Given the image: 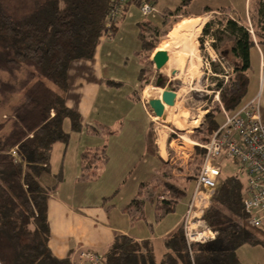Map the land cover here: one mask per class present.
I'll list each match as a JSON object with an SVG mask.
<instances>
[{"label":"trees","instance_id":"obj_1","mask_svg":"<svg viewBox=\"0 0 264 264\" xmlns=\"http://www.w3.org/2000/svg\"><path fill=\"white\" fill-rule=\"evenodd\" d=\"M112 1H36L28 13L14 18L0 0V264H70V256L58 259L49 247L47 203L59 183V175L52 187L45 186L41 178L50 175L56 143H66L72 133L82 129L88 135H103L100 127L83 128L80 115L66 106L65 96L71 63L91 60L100 40L108 34L105 22ZM150 1L154 6V1ZM191 2L179 0L175 10L163 9L159 26L145 19L137 24L143 32L137 56L150 70L160 28L181 20L180 24L190 17L186 8ZM130 6L123 8V16ZM209 11L205 7L203 14ZM217 12L229 14L231 8L220 7ZM248 13L253 20L257 19L253 33L247 23L233 17H226L224 28L214 33L212 46L221 59L230 63L233 74L227 82L216 77L219 105L208 110L201 126L191 134L196 143L205 144L222 123L219 106L233 112L247 96L250 50L255 46L254 40L264 46V0H252ZM171 26L164 27L159 34L160 50L174 42ZM207 29L206 25L204 31ZM211 67L215 76L222 74L218 64L213 62ZM166 81L159 75L155 84L162 86ZM203 158L204 150L194 147L188 182L196 180ZM107 159L105 146L86 148L80 154V179L98 175ZM238 166V173L222 177L221 165L220 186L205 212L209 227L218 232L213 241L193 244L189 250L180 224L162 240L164 252L157 259L149 241L116 235L103 251V264H241L238 249L244 245L264 246V229L248 224L249 216L243 208L246 181L241 180L243 170ZM157 172L150 181L139 184L126 209L132 223L144 219L146 200L154 198V217L158 222L186 194L187 185L173 183L167 168Z\"/></svg>","mask_w":264,"mask_h":264},{"label":"crops","instance_id":"obj_2","mask_svg":"<svg viewBox=\"0 0 264 264\" xmlns=\"http://www.w3.org/2000/svg\"><path fill=\"white\" fill-rule=\"evenodd\" d=\"M152 1L155 3L154 8L156 9L158 16L156 19L150 21L159 26V15L161 10L160 8H157L158 0ZM212 1L216 2H212L207 6L210 10V14L243 18L244 15L248 16L252 0H238V2L243 1L242 4H239L238 8L229 5L221 6V4H218V1L221 0ZM220 7H230L231 12L229 14L219 13L217 12V9ZM131 13H133V16L128 17ZM193 17L195 18H185V21L186 19H199L196 15H193ZM142 19L138 7L131 5L126 9L124 16H122L117 23L115 30L112 32V36L102 38L94 57L91 59L92 61L80 60L82 61L79 63L80 65H78L77 61H74L76 62L74 63L75 65H72L74 68L72 67V71L69 68L68 71L69 89L65 96V102L69 109L80 115L83 128L85 125H92L94 127H100L103 131L102 136H96L86 134L85 129H83L84 132L79 133V135L86 134L88 136V143H86L87 145L84 147H79L78 151H84L86 148H96L107 145L105 137L109 136L107 140H113L118 148L119 146H123L120 150L125 152L127 150H125L124 146L133 145V141H130L128 135H134L135 138L139 139L137 145H142L141 143L143 141L142 147L138 148L139 152H135L139 157L138 162H140L144 156L152 158L149 160L150 164L148 166H145L143 169L138 168L139 172H141L138 177L144 178L142 182H148L152 177L158 174L157 171L159 170V167L157 166V160L159 159L153 154L152 143L147 139L148 129L154 127L151 123L153 120L154 124L156 122L154 118L153 120L151 119V116L148 113H152L146 104L147 101H149L145 96V89L148 86H145L142 96L140 92L144 69L147 67L145 62L137 56V52L141 47L143 34L137 24L140 23ZM175 25L176 24L171 26V30L174 29L173 27H175ZM166 38V44H168V35ZM254 43L255 46L250 50L249 55L251 67L249 78L251 80L253 66L257 64V86L259 90L257 89L258 95L256 94V98H248V96H246L244 103L254 100L259 105L261 117L264 121V46L258 45L255 40ZM161 47L162 46L156 48V50ZM117 49H119V51H115ZM112 50H114L115 53H112ZM154 53L151 55L150 60ZM106 64H109V68ZM116 65L123 66V69L120 70L124 71L120 72L119 77L112 76L111 74L112 70L110 67H116ZM128 66L131 67L130 71L133 72L132 76L135 77L134 81L129 80L131 76L126 73ZM134 67H137L138 70H134ZM152 71H154V67ZM262 73L263 76H261ZM155 74L158 75L157 72ZM260 80H262V86ZM135 103L137 106L140 105V108L146 112V117L149 121V126L144 129H139V131L138 128H135V124L138 121L131 116V111L133 110ZM131 104H133V106ZM65 128L68 129V124L65 125ZM163 144L164 138L161 142V145ZM106 155L107 157L109 156L107 153ZM65 157L66 151H63L57 170L58 172H61L64 169ZM107 160H109V157ZM106 163L109 162L107 161ZM135 166L136 164L131 167H134L133 169H135ZM138 167H140V165ZM52 169L51 164L50 174ZM122 169L126 171L129 168L128 166L126 167L123 165ZM80 173V159L77 158L75 159L74 171L72 172L74 177L73 183L77 184L76 177L80 175ZM56 175L58 176L59 174H55L54 177ZM130 175V172L127 171L126 177H129ZM41 181L47 187H52L55 183L53 175H45L41 178ZM137 184L132 188L130 193H133L128 197L126 203L121 207L113 209H111L112 206L84 205L82 197H79L78 199L74 197L73 199L72 196H61V191L56 186L55 190L51 192L47 203V218L50 228L49 247L52 254L58 259L70 256L71 261L76 258V251L80 249L96 250L103 253V251L112 243L116 235H124L133 238L138 242L149 241L153 246L155 257L160 259L164 252L162 248V240L182 223L183 213L179 216L178 220H175L170 226L162 228L163 218L160 221L155 222V203L153 200L154 198H152L149 202L146 200L143 205L144 219L135 222V227L130 226V223H133L126 209L135 197V193L138 191ZM149 230L153 232L150 235L147 234Z\"/></svg>","mask_w":264,"mask_h":264},{"label":"rangeland","instance_id":"obj_3","mask_svg":"<svg viewBox=\"0 0 264 264\" xmlns=\"http://www.w3.org/2000/svg\"><path fill=\"white\" fill-rule=\"evenodd\" d=\"M36 1L42 0H3L7 11L14 18H18L25 13H28L33 8ZM212 2L215 3L216 1L192 0L191 4L186 8V13L190 16L188 18H195L193 17V15H196L199 18L186 19V21L194 20V22L196 23L194 41L196 42L195 49L197 52V64L196 61L193 60L194 63H189V65L184 67V69H181V71L176 70V68L174 67L173 70L167 72L166 70L158 72L155 69L154 71H152L145 67L144 76L141 81V96L143 95L145 86H148V89L145 90L146 97L155 96L157 93L162 91L160 90L161 88L158 89L155 86V80H157L159 75L165 77L167 79L165 84H167L169 88L176 92L174 107H165L164 115L166 118V122L164 124L155 122L154 127L149 128L150 130L148 129L147 134V139L150 143H152L151 145L153 147V154L156 155L159 159L157 160V166L159 167V169L162 167L167 168L171 175V181L173 183L187 185L185 196L178 202L176 207L162 219V228L170 226V224H172L175 220H178L179 216L182 213V215L184 216L186 212L194 188V181L188 182V177H190V175L192 174L191 168L189 167V162L193 155V142H195L194 140H192L191 134L194 130L198 129L201 126L204 121V116L206 115L208 110L212 109L214 104L219 105L218 93H216L215 88L216 77L219 80L227 82L229 80V77L233 74V67L230 65V63L221 59L216 49L212 46L214 45V33L224 28V25L226 24V17H228L224 15L221 16L210 14L209 12L203 14L205 7L210 5ZM242 2H238V0H221L218 1V4H221V6L229 5L231 7L238 8L239 4H242ZM177 5L179 6L178 0H158L157 8H160L161 11L165 8L175 10L178 7ZM132 16L133 13H131L128 17ZM157 16L158 13L155 9V12L152 13V15L148 17L142 16V20L156 19ZM160 18L159 21H161ZM238 20L247 23L246 25L249 31L253 33L257 19L253 20L248 14V16L244 15L243 18H238ZM174 24L177 23L170 22L169 24L160 28V31L157 35L156 48H158L160 43L159 34L161 30L168 25L173 26ZM206 25L208 26L207 32L204 31ZM111 29L112 26L106 28L108 34H106L105 37L112 36ZM173 31L172 35H174V33L176 35H174V42L170 46L164 47V49L161 50H169L170 47L177 42L179 35L175 31L173 33ZM115 51H119V49ZM115 51L112 50L111 52L115 53ZM211 57L214 58V63L218 64L221 68L222 74H220L219 76H215L212 71L211 64L213 62H211ZM77 62L78 65H80L79 63H81L82 61L79 60ZM74 63L76 62L71 63L69 67L70 70L74 68V66H72L75 65ZM256 65L253 66V71L251 72L249 92L247 94L248 98H256L258 95V68ZM106 66L109 68V64H106ZM110 69L112 70V76L117 77H119L121 71H124L120 70L123 69V66L117 65L116 67L111 66ZM130 69L131 67L128 66L126 73L131 76L129 80L134 81L135 77L132 76L133 72L130 71ZM135 69L138 70L137 67H134V70ZM173 71H175V74H172ZM156 72L158 73L157 76L155 74ZM261 76H263V73L261 74ZM67 77L69 79V72ZM260 81V84L262 86V80ZM131 105L133 106V104ZM131 112V116H133L139 122L135 124V128H138V131L139 129H144L149 126L146 112L140 108V105L137 106L135 103ZM148 113L153 120L154 115L150 112ZM219 117V120L222 121L221 112ZM82 132H84L83 129L80 132H74L71 134L66 143H56L54 145L51 157V164L53 169L50 174L53 175L55 182L54 184L57 183L55 180V177L57 175L55 177L54 175L59 174L60 180L57 184V188L61 191V196L68 195V197L72 196L73 199L74 197L76 199L82 197V202L84 205H101L107 207L112 206L111 209L121 207L124 203H126L128 197L133 193L130 192L135 184L138 183L137 186L139 187V184L144 179L138 177L139 173H141L139 172L138 168L143 169L145 166H148L150 164L149 160H151L152 158L149 156H144L141 161L138 162L139 157L135 152H139L138 148L142 147L143 141L141 143L142 145H137L139 139L135 138L134 135H128V137H130V141H133V145L124 146L125 150H127L125 152H122V150H120L123 148V146H119L118 148L117 144L114 143L113 140H107L109 136H106L105 142L107 145L103 146H105V152L109 155V160H106V162L108 161L109 163L105 162L106 164H101L98 175L93 177L91 176L88 180H81L80 175H78L79 177H76L77 184L73 183L74 177L72 175V172L74 171L75 159H80V152H82L78 151V148L84 147L87 145L86 143H88V136L86 134L79 135V133ZM163 138L164 144L161 145ZM63 151H66L64 169L61 172H58L57 170ZM135 164V169H133L134 167L131 166H134ZM123 165H125L126 167L128 166L129 169H127L126 171L123 170ZM137 165H140V167H138ZM220 165H222L223 167L222 177L232 176L239 171L238 163L233 159H226L224 157H221ZM127 171H129L131 174L129 177H126ZM240 178L241 180L245 179L246 181V177L243 172ZM147 201L149 202V200ZM135 224L136 223H130V226L135 227ZM152 233L153 232L149 230L147 234L150 235ZM86 250L87 249H80L76 251V255H78L81 251ZM90 251L94 253H101L96 250ZM101 255H103V253H101ZM237 256L241 264H264V246L244 245L243 247L238 249Z\"/></svg>","mask_w":264,"mask_h":264},{"label":"built area","instance_id":"obj_4","mask_svg":"<svg viewBox=\"0 0 264 264\" xmlns=\"http://www.w3.org/2000/svg\"><path fill=\"white\" fill-rule=\"evenodd\" d=\"M136 3L143 17L155 12L150 0H113L105 27L113 26L122 18L126 5L136 6ZM211 62H214L213 57ZM220 111L222 123L209 140L205 144L193 142L192 153L198 146L204 150V158L181 223L189 250L193 244H206L218 236L204 215L220 186L221 157L233 159L242 167L247 187L243 208L249 216L248 224L264 229V121L259 105L253 100L233 112H227L222 106ZM70 264H103V255L81 251Z\"/></svg>","mask_w":264,"mask_h":264},{"label":"bare ground","instance_id":"obj_5","mask_svg":"<svg viewBox=\"0 0 264 264\" xmlns=\"http://www.w3.org/2000/svg\"><path fill=\"white\" fill-rule=\"evenodd\" d=\"M195 24L196 23L194 22V20H188L183 22L181 25L176 26L174 28V31L179 35L177 42L174 45H172L169 50L156 51V52L165 51L170 53L169 63L167 68L165 69L166 72L173 70L174 67L176 68V70L181 71V69H184V67L188 66L189 63H194V61H196L197 64V54H196L197 52L195 49L196 42L194 41V35L196 32ZM162 91L157 93L155 96H149V97L147 96L146 99L148 98L149 100L151 97L160 98ZM148 102L149 101H147L146 103L147 105ZM153 118L155 119L156 122L160 124H164L166 122V118L164 121H160L159 118L155 116H153Z\"/></svg>","mask_w":264,"mask_h":264},{"label":"water","instance_id":"obj_6","mask_svg":"<svg viewBox=\"0 0 264 264\" xmlns=\"http://www.w3.org/2000/svg\"><path fill=\"white\" fill-rule=\"evenodd\" d=\"M169 58V52H155L151 58V62L153 63L154 69L158 72L164 71L168 66ZM172 74H175V71H173ZM160 81L161 80L159 79L158 83H160ZM156 87L161 88L163 90L161 93V97H151L148 102V107L155 117H158L160 121H164L165 107H174L176 100V92L169 88L167 84H164L162 86L157 85Z\"/></svg>","mask_w":264,"mask_h":264}]
</instances>
